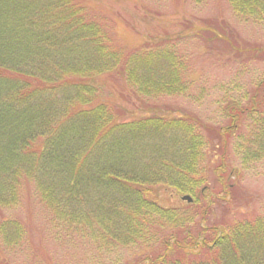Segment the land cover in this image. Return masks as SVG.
Wrapping results in <instances>:
<instances>
[{"label":"trees","instance_id":"1","mask_svg":"<svg viewBox=\"0 0 264 264\" xmlns=\"http://www.w3.org/2000/svg\"><path fill=\"white\" fill-rule=\"evenodd\" d=\"M226 1L264 24V0ZM106 13L85 0H0V208H16L30 183L55 236L144 252L122 264H264V216L208 222L239 178L229 141L243 166L264 165V73L225 92L219 129L186 116L124 119L110 78L148 101L186 94L195 72L175 38L117 44ZM210 26L196 36L219 39ZM26 237L21 222L0 217V264Z\"/></svg>","mask_w":264,"mask_h":264},{"label":"rangeland","instance_id":"2","mask_svg":"<svg viewBox=\"0 0 264 264\" xmlns=\"http://www.w3.org/2000/svg\"><path fill=\"white\" fill-rule=\"evenodd\" d=\"M85 1L115 19L107 25L117 44L137 48L144 42L152 44L175 38L179 51L189 57V66L195 72L194 85L186 94L148 101L126 92L117 77L110 78L107 86L113 87L115 100L110 98L114 100L113 110L124 119L186 116L201 123L203 130L219 129L227 125L221 116L225 92L234 85L247 89L252 79L257 80L264 73V24L235 16L226 0H203L197 4L194 0ZM206 23L218 27L219 39L214 40L213 35L206 33L196 36L197 27ZM104 96L109 95L104 92ZM231 144L230 140L228 162L237 168L239 178L231 201L219 200L212 208L209 224L264 216V165L243 166L233 154ZM2 216L21 222L28 238L24 251L3 252L10 264H122L144 253L132 246L102 253L81 235L62 230L61 237L59 231L55 236L50 215L38 202L30 183L22 186L16 208H0Z\"/></svg>","mask_w":264,"mask_h":264},{"label":"water","instance_id":"3","mask_svg":"<svg viewBox=\"0 0 264 264\" xmlns=\"http://www.w3.org/2000/svg\"><path fill=\"white\" fill-rule=\"evenodd\" d=\"M182 200L191 203V198H189L188 196L182 197Z\"/></svg>","mask_w":264,"mask_h":264}]
</instances>
